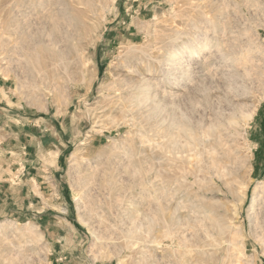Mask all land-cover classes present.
Instances as JSON below:
<instances>
[{
	"label": "rangeland",
	"instance_id": "rangeland-1",
	"mask_svg": "<svg viewBox=\"0 0 264 264\" xmlns=\"http://www.w3.org/2000/svg\"><path fill=\"white\" fill-rule=\"evenodd\" d=\"M0 20L15 42L58 23L28 58L0 40V264H264V0H0Z\"/></svg>",
	"mask_w": 264,
	"mask_h": 264
},
{
	"label": "bare ground",
	"instance_id": "bare-ground-1",
	"mask_svg": "<svg viewBox=\"0 0 264 264\" xmlns=\"http://www.w3.org/2000/svg\"><path fill=\"white\" fill-rule=\"evenodd\" d=\"M55 5V4H54ZM49 6V5H48ZM60 8V7H59ZM49 9V8H48ZM58 9V8H57ZM58 11V10H57ZM38 13V12H37ZM54 13V12H53ZM58 13V12H57ZM20 14V13H19ZM56 14V13H55ZM55 14H54V16H55ZM45 16V15H44ZM18 17V16H17ZM45 17H47V15L45 16ZM60 17H61V15H60ZM25 18V17H24ZM44 18V17H43ZM54 17H52V19H53ZM31 19V18H30ZM48 20H49V18H47ZM46 19V20H47ZM55 19V18H54ZM1 21H2V23H3V21H5V20H0V25H1ZM18 21V20H17ZM26 21V20H25ZM35 21V20H34ZM53 21V20H52ZM14 23H15V20L13 21ZM27 22V21H26ZM31 22H32V20H31ZM25 23V22H24ZM7 24V23H6ZM10 24H12V26L14 25L13 23H10ZM18 24V23H17ZM32 24V23H31ZM3 25H5V24H2V26H1V28H2V30H4L3 29ZM20 25H21V23H20ZM20 25L18 24V25H16L15 24V26H19V28H20ZM28 25V24H27ZM30 25V24H29ZM8 26H10V25H8ZM11 26V27H12ZM26 26V25H25ZM31 26V25H30ZM29 26V27H30ZM60 26V25H59ZM1 28H0V30H1ZM7 28H10V27H7ZM6 28V29H7ZM14 28V27H13ZM16 28V27H15ZM21 28H22V25H21ZM27 27H23L21 30H18L19 32L17 33L16 31L17 30H14V29H12L13 31H15V32H13V33H17V37H19L20 38V40H18L17 39V41H19V42H15V41H12V38L11 37H9L8 38V36H11V35H7V34H9V33H7L6 34V32L4 33V32H2L1 33V36H0V40H2L4 43H6V39L4 38V37H6V38H8L7 39V41H8V43L10 42V44L11 43H13L14 42V44H18V45H16V51H17V53L19 54V56L20 57H23V59L24 58H28V57H30L35 51H37V49H38V47H40V46H42V45H47L48 43L50 44V43H56V41H57V32H58V23L57 22H53L52 24H51V28H50V32H49V36L51 37V39L49 38V40H46V39H44V35H42L41 33L42 32H40V31H33L32 30V33H30V31H27ZM6 31V30H5ZM7 32H11V31H9V30H7ZM224 32H226V31H224ZM12 33V32H11ZM15 34H14V36H15ZM19 34V35H18ZM225 35V34H224ZM239 35V34H238ZM237 35V36H238ZM13 36V35H12ZM44 36V37H43ZM241 37V36H240ZM4 38V39H3ZM227 38H229V37H227ZM242 38V37H241ZM230 39V38H229ZM233 39V38H232ZM237 39V38H236ZM236 39H234L233 41H232V43L231 42H229V41H227V43L229 44V46H228V44H226L227 46L226 47H231V48H229V49H231V51H229L230 53L228 54L229 56H231L232 58L231 59H229L230 60V62L232 61V63H231V67L229 68L228 67V69H231L232 68V65H233V67H234V64H239V63H241V65L243 64V63H246V66H247V61H248V59H246L247 57H245L244 59H241V58H238V56H237V53H238V51H237V46L236 45H239L238 44V41L236 40ZM239 39V38H238ZM16 40V39H15ZM1 41V42H2ZM242 41V40H241ZM2 42V43H3ZM211 42V41H210ZM244 42V41H243ZM2 43H0V44H2ZM3 43V44H4ZM212 43V42H211ZM231 43V44H230ZM2 44V45H3ZM9 44V45H10ZM208 44V42H206L205 41V38L203 39V40H201V43H200V47H205V46H209V44ZM211 46H212V44H211ZM222 46V45H221ZM239 46H241V45H239ZM220 47V46H219ZM2 48H4V47H2ZM245 48H247V46L245 47ZM222 49V48H221ZM1 50V49H0ZM4 50V49H3ZM223 50V49H222ZM260 50V49H259ZM186 51H190V54H191V56H196L198 53H199V51H200V49L199 48H190V50H183L181 53L179 52V53H176L175 55H173V57H171V59H172V61H175V60H180V61H182V60H184L185 59V53H186ZM221 51V50H220ZM224 51V50H223ZM239 51H240V49H239ZM264 51V50H263ZM9 52V51H8ZM225 53V52H224ZM227 53V52H226ZM240 53V52H239ZM258 53H260V52H258ZM178 55V56H177ZM211 55V54H210ZM252 55V54H251ZM258 55V54H257ZM17 56V55H16ZM226 56V55H225ZM240 56V55H239ZM260 56V55H259ZM262 56V55H261ZM18 57V56H17ZM207 58H209V57H207ZM206 58V59H207ZM228 58V57H227ZM227 58H226V60H227ZM254 58V57H253ZM15 59V58H14ZM21 60V59H20ZM190 61H191V58H187V59H185L184 61H182V62H180L181 63V66H188L189 64H190ZM258 61V60H257ZM260 61V60H259ZM179 62V61H178ZM228 62V61H227ZM142 63V62H141ZM146 63V62H145ZM250 63H251V59H250ZM252 63H253V61H252ZM259 63V62H258ZM261 63V62H260ZM262 63H264V62H262ZM230 64V63H229ZM133 65V64H132ZM180 65V64H179ZM251 65V64H250ZM257 64L255 63V66H256ZM259 65V64H258ZM143 66H144V64H143ZM229 66V65H228ZM238 66V65H237ZM245 66V65H244ZM243 66V67H244ZM220 67V66H219ZM235 67H236V65H235ZM252 67V66H251ZM261 67V66H260ZM132 68V67H131ZM181 68H183V67H181ZM192 68V67H191ZM221 68V67H220ZM237 69L239 68V67H236ZM246 68V67H245ZM187 69V68H186ZM237 69H235V70H237ZM241 69V68H240ZM250 69V68H249ZM140 70V67H139V65H137V63H136V68H134L133 69V71L132 72H130V79H129V81L127 82V81H125V83H119L118 84V86L117 87H115L116 89H115V91H114V95L115 96H117L118 98H121V100L123 99V101H126L127 103L128 102H130V103H132V106L134 105V104H138V105H141L142 103H144L145 102V100H146V98L147 97H149V98H151L150 97V93H149V91H150V84L149 83H145L146 81L144 80V79H146V78H143L144 76H146V75H144L142 78L141 77H139L140 75H138L139 73H141V70ZM235 71L234 69H231V71ZM194 71V70H193ZM247 71V70H246ZM191 72V71H190ZM200 72V71H199ZM220 72V71H219ZM223 72V71H222ZM235 72H237V71H235ZM251 72V71H250ZM246 73V72H245ZM248 73V72H247ZM257 73V72H256ZM192 74V73H191ZM232 74V73H231ZM237 75H239L240 73H236ZM251 74H252V72H251ZM255 74V73H254ZM126 75V74H125ZM127 75H129V74H127ZM233 75V74H232ZM243 75H244V72H243ZM231 76V75H230ZM234 76V75H233ZM247 76V75H246ZM127 77V76H126ZM139 77V78H138ZM123 78V77H122ZM122 78H121V80H122ZM126 79V78H125ZM123 80H124V78H123ZM147 80V79H146ZM120 81V80H119ZM145 81V82H144ZM124 82V81H123ZM144 82V83H143ZM155 82V81H154ZM143 83V84H142ZM156 85V84H155ZM239 85V84H238ZM234 87V86H233ZM245 87V86H244ZM138 88L140 89V91H139V93L137 94V91H135V89H137L138 90ZM237 88H239V87H237ZM157 89V88H156ZM243 89V88H242ZM248 89V88H247ZM152 90V89H151ZM172 90V89H171ZM228 90H230V89H228ZM242 91H244V90H242ZM247 91V90H246ZM246 91H244V92H242V94H243V98H244V94H245V92ZM251 91V90H250ZM136 92V93H135ZM173 92V91H172ZM232 92V91H231ZM233 92H235V91H233ZM241 92V91H240ZM239 92V93H240ZM157 94V93H156ZM236 94V93H235ZM241 94V95H242ZM238 95V94H237ZM240 94L238 95L239 97V99H240V96H241ZM219 97V96H218ZM242 97V96H241ZM115 98V97H114ZM152 98H153V96H152ZM246 98V97H245ZM248 98V97H247ZM148 100V99H147ZM232 100V99H231ZM241 100V99H240ZM152 101V100H151ZM240 104V103H239ZM131 106V105H130ZM160 105L157 103V109H158V107H159ZM135 108H137V107H135ZM141 108V107H140ZM156 108V107H155ZM160 108V107H159ZM147 109V108H146ZM145 109V110H146ZM154 109V108H153ZM156 109V110H157ZM139 111H141V109L139 110ZM161 116H163V115H161ZM231 117H232V115H231ZM162 118V117H161ZM164 118H162V120H163ZM176 119H177V117H176ZM221 119V118H220ZM219 119V121H221ZM169 120H170V118H169ZM160 121V120H159ZM158 121V122H159ZM164 122H165V120H163ZM216 121H217V119H216ZM216 121H214L215 123H216ZM161 122V121H160ZM175 122H176V120L175 119H173V117H172V119L168 122V127H167V129H169L170 128V126H172L173 124H175ZM225 122V121H224ZM182 123V122H181ZM179 124V126L178 127H181L183 130H185L186 132H188L189 130H191V128L188 126V124H186V123H182V124ZM225 123H227V122H225ZM225 123H222V122H218L217 123V127H215V129H217L218 128V130H219V136L218 137H222V138H224L223 136H225V134L226 133H224L225 132V130H223V128H222V126H220V125H223V127H224V124ZM229 123H230V121H229ZM178 124V123H177ZM176 124V125H177ZM212 124V123H211ZM214 125H216V124H212V127L214 126ZM159 126H162V123L159 125ZM226 126H228V125H225V127ZM221 127V130L219 129ZM227 128V127H226ZM225 128V129H226ZM210 129H212V128H210ZM215 129H213V130H215ZM230 132V131H229ZM227 135H228V133H227ZM226 135V136H227ZM219 139V138H218ZM228 139V138H227ZM177 141V140H176ZM176 141H175V143H176ZM219 141V140H218ZM247 156V155H246ZM243 157V156H242ZM245 160H241V161H245V163H249V159H248V157L247 158H245V157H243ZM250 158V157H249ZM101 161V160H100ZM105 161V160H104ZM103 163V162H102ZM99 164V163H98ZM104 164V163H103ZM244 164V163H243ZM89 165V164H88ZM247 165V164H246ZM86 166V165H85ZM90 166V165H89ZM91 166H93V165H91ZM96 166V165H95ZM95 166H93V167H95ZM99 166V165H98ZM248 166V165H247ZM88 167V166H87ZM86 167V168H87ZM100 167H101V165H100ZM105 167V166H104ZM104 167H102V168H104ZM246 167V166H245ZM97 169H98V167H96ZM101 169V168H100ZM92 170H93V168H92ZM102 170V169H101ZM108 171V170H107ZM81 172V171H80ZM98 172H100V171H98ZM97 172V175L99 174ZM105 172H106V169H105ZM86 173V172H85ZM90 173V172H89ZM88 175V174H87ZM90 175V174H89ZM97 175H96V172H95V176L97 177ZM83 176V175H82ZM86 176V175H85ZM88 177V176H87ZM106 176H104V178H105ZM109 177V176H108ZM91 178H92V175H91ZM107 178V177H106ZM89 179H90V177H89ZM88 179V183H89V185H93L92 184V182H91V179L89 180ZM110 179V178H109ZM93 180H94V176H93ZM96 180V179H95ZM94 180V181H95ZM100 180V179H99ZM86 181V180H85ZM95 184V183H94ZM84 185V184H83ZM86 185V184H85ZM100 185V184H99ZM103 185H105V184H103ZM98 186V185H97ZM96 186V187H97ZM87 187H89V186H87ZM91 187V186H90ZM89 187V188H90ZM86 188V187H85ZM101 188V187H100ZM93 189V188H92ZM87 190V189H86ZM89 191V190H88ZM87 195V194H86ZM258 197V192L257 191H255V196L253 197V199H252V206L254 205V202H255V200H256V198ZM88 199H89V197H88ZM87 199V200H88ZM91 200V199H90ZM89 200V201H90ZM92 202V201H91ZM89 203V202H88ZM94 206V205H93ZM93 209V208H92ZM98 209V208H97ZM97 211H99V210H97ZM93 212V211H92ZM98 213V212H97ZM100 214V213H99ZM96 216V215H95ZM98 216V215H97ZM93 217V216H92Z\"/></svg>",
	"mask_w": 264,
	"mask_h": 264
}]
</instances>
